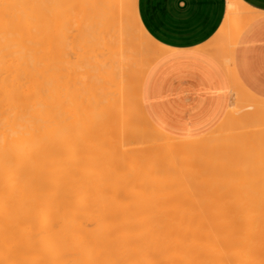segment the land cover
Here are the masks:
<instances>
[{
    "label": "bare ground",
    "instance_id": "obj_1",
    "mask_svg": "<svg viewBox=\"0 0 264 264\" xmlns=\"http://www.w3.org/2000/svg\"><path fill=\"white\" fill-rule=\"evenodd\" d=\"M48 1L50 0H0V264H264V181L252 180L253 193H249L247 186L250 185L248 182L250 179L242 178L247 176V172L252 174L262 170L258 167L263 165L264 156L258 151L264 152V142H261L264 136L263 128H260L258 133L259 125L254 124L257 130L253 133L256 134L257 131V134L251 139L252 133V136H248L247 139L255 140L253 145H257L256 142L260 141L261 147L258 143V151L255 146L256 149L252 148L253 151L250 150L252 152L249 155L246 152L248 156H244L245 152L239 154V151L243 150L240 149L241 147L231 148L222 139V143L221 141L219 143L220 139L214 140L217 142L218 152L223 151L220 148L224 147L227 152L233 153L234 149L233 155L230 156L232 157L230 159L236 157L233 162L234 168L241 169L243 171L241 173L247 171L246 175L233 176L234 180L237 178V181L232 179V184H223L226 178H231L224 175L225 180L218 183H221L222 187L230 188L223 190L220 186L222 189L220 191H226L222 193V196L217 191V186L211 187L214 185L213 181H209L220 173L224 174L222 173L225 170H222L224 166L220 163L223 153L217 154L216 148H213L214 151L212 148L206 149L208 153H205L208 155L204 154L205 158L202 155L201 158L204 159L200 160L199 154L202 153H199L198 149L204 150L206 147L203 145L206 141L205 137H203L204 140L202 137L198 140L191 138H189L191 140L181 141L180 138L177 140L151 126L142 110L140 96L136 97V102L129 100L131 95H129L130 92L127 93V80H135L131 78H137V74L133 73V76L130 75L128 79L124 75L131 70L130 68L136 62V56L137 61L144 58L142 54L144 44L136 40L137 35L132 28L141 38L148 40L147 45H154L151 44L152 39L140 24L135 10V0H53V9L56 11L59 6L63 9L62 4L65 6L64 11L60 8L61 13H58L60 12L58 10L56 15H53L51 10L52 15H49V12L47 14L45 8H50L46 7ZM227 1V16L225 15L224 24L221 25L226 32L236 34L252 18V15L243 1ZM61 14L64 16L60 17ZM232 19H238L241 22L233 26L234 24L230 25ZM61 25L65 28L67 26V30L70 26L74 27L70 28L67 34V30L65 32ZM60 33H64L66 38L67 35L72 36L74 33L73 39L70 38V42L73 40L71 42L73 46L70 44L68 46L74 49L72 56L75 58L67 55L68 50L63 46L66 45L64 43H69L70 36L67 38L68 41L64 42L65 40L59 39L62 35ZM55 42L57 46L60 44V47H64L60 48L59 54H56L58 49L55 50ZM152 46L150 47L153 48L155 45ZM157 46L151 50L152 58L149 60L151 62L162 54V47ZM68 52L72 54L71 51ZM60 53L61 57L67 55L72 59L57 58L60 57ZM125 57L129 59L130 64ZM73 59H76L74 61L78 66L81 62L80 73H77V76L71 73L67 76L66 82L65 79L60 80L65 76L64 73V75L61 74L66 70L64 61L69 60L68 64H71ZM85 61L90 65L89 70ZM57 65L60 66L59 69ZM78 66L73 70H71L72 66L68 67L73 72L78 71ZM68 67L66 72L70 73ZM139 68L140 66L134 67L137 70ZM143 69L142 72H145ZM143 75L145 74L142 73ZM41 76H44L43 82ZM132 86H135L134 83ZM132 86L129 88L132 89ZM136 88L138 92L135 93L139 95L140 87ZM239 90L242 88L239 87ZM65 91L67 93L64 100L62 97ZM237 91L238 89L236 90L238 96H235V99L240 102V98L243 97L242 104L246 100L251 106L249 108L256 106L257 98L253 95L245 96V93L242 95ZM237 100L234 101L236 106L239 104H236ZM62 101L63 104L69 101L72 105L67 103L66 106L70 105L65 108L62 106ZM245 103L243 106L247 107ZM239 105L242 111L243 106ZM128 106L130 112H128ZM134 107H137L138 112L143 113V118L147 121L145 133L154 143L152 146L162 150L160 154H163L164 150V154L161 155L163 159L159 156L162 163L167 159V161L170 160V164L174 157L169 160L168 157L179 152L182 153L178 154H181L179 157L176 155L177 158H185L184 152L187 149L191 152L194 147H197L193 152L197 153L196 150H198L197 159L199 160L192 157V161L191 157L187 158L191 160V166L195 163L196 166H204L206 162L204 167L207 165L208 168L210 167V169L206 168L207 170H216V166L213 167L211 164L213 159H210L215 156L214 152L218 155L217 160L214 158L215 162L221 159L219 164L223 167H218L217 172L213 171V173L216 172L215 176L209 178L204 176L202 169L193 167V170L188 160L190 170L188 167L186 170L181 169L183 164L180 165L181 167L174 166L175 164L166 165L167 161L163 164L167 168L158 166V162L154 161L153 150L147 152L150 158L147 160L146 149L138 148L140 150L138 152L134 147H138L139 144L133 147V138L136 137H133V132L129 133L130 129L136 128L133 125L135 121L132 120L134 117L131 115L133 109L135 110ZM263 107L257 105L258 109L255 108L252 112L257 110L260 113L264 110ZM249 108H243L244 113L243 111L239 113L238 108L237 111L233 110L234 108L230 109L231 113L229 111L224 117V119L228 118L229 114L236 117L235 121L233 117L230 121L235 122L233 125L237 127V135L240 132L244 134L241 130L249 126L243 123L244 127L239 120L251 122L248 119L252 117V114L253 117L256 115L248 112ZM232 110L237 113L234 112L232 115ZM236 123H240L237 125L243 128L239 129ZM253 123L252 125L250 123V128ZM233 130L230 131L233 136L231 135L229 140L233 138L234 143L241 142L239 139L241 134L237 136ZM249 130L246 129L247 132L245 131L242 135L243 141L250 134ZM123 131L126 132V137L124 133L122 134ZM72 133L73 136L78 137L81 145L77 142L80 146L87 147V143H90L88 148H91L93 155L90 152L89 157L92 156L90 158L92 162L89 161L91 162L89 165L88 161L82 159L83 157L78 158L79 160L77 157V160L68 158L66 148L69 153L72 149L74 154H78V150L75 149L80 147H77L75 141V149L68 145ZM235 136L238 137L239 142L235 141L237 139ZM216 137L219 138L217 135ZM72 140L74 139L72 138L71 142ZM247 143L249 142H246L249 146ZM239 145L241 144L237 146ZM82 147H80L82 154L87 153ZM243 147L246 146L243 145ZM88 148L87 151H90ZM63 153L67 156H63ZM70 155L76 156L72 153ZM78 157H80L79 154ZM226 157L228 158V154L224 156V160ZM208 159L210 164L207 163ZM69 160L75 162L70 163ZM148 161L158 167L154 168ZM184 161L186 164V159ZM199 161H203V164ZM227 166H225L226 169ZM86 168L91 169L90 173L98 174L95 179L90 178L93 185L88 184L90 173L86 172ZM191 169L192 172L189 173ZM151 171L154 173L151 180L155 178L154 180L161 184L164 179L170 181L166 186L163 184L166 188H160L158 185L150 187L153 182L149 179ZM209 173L211 171H208ZM175 174L178 178L181 175L182 180L175 179ZM218 177L221 178V175ZM241 180L248 182V185L247 183L237 185ZM179 181L182 183L178 189ZM183 182L186 185L184 191ZM230 182L231 180L228 183ZM207 187L211 189L208 190ZM175 188L178 191L182 188L181 192H175ZM201 188L204 195H199ZM244 189L247 192L244 194L251 195L248 194V199L243 203H236L237 193L240 194ZM171 195L175 197L178 195L179 198L176 200L178 202L182 198V203L178 202L175 207L172 203L170 206L171 202H176V200H169L175 198ZM224 195H227V199L232 198V203L229 205L223 200L222 202L226 205H223L224 208L218 205V208L224 209L225 212H217L218 209L212 202L216 199L215 202L220 203ZM167 209L169 212L166 211ZM216 209L217 211H213ZM233 212L236 216H232Z\"/></svg>",
    "mask_w": 264,
    "mask_h": 264
},
{
    "label": "crops",
    "instance_id": "obj_2",
    "mask_svg": "<svg viewBox=\"0 0 264 264\" xmlns=\"http://www.w3.org/2000/svg\"><path fill=\"white\" fill-rule=\"evenodd\" d=\"M239 1L252 18L235 35L222 28L227 0H135L150 46L163 50L143 73L140 103L168 135L197 138L225 124L235 104L231 77L264 101V0Z\"/></svg>",
    "mask_w": 264,
    "mask_h": 264
},
{
    "label": "rangeland",
    "instance_id": "obj_3",
    "mask_svg": "<svg viewBox=\"0 0 264 264\" xmlns=\"http://www.w3.org/2000/svg\"><path fill=\"white\" fill-rule=\"evenodd\" d=\"M51 1H52V2H51ZM50 2H51V4H52V6H50V5H51ZM49 4H50V5H49ZM53 4H54V3H53V0H50V1L47 2V5H48V6H46V7H50L49 9L45 8L47 14H48V12H49V15H50L51 13H53V15H56L57 12H58V10L60 11V12H58V13H61V10L64 11V7H65L64 4H62L63 9L59 6V8H56L57 11H56L55 9H53ZM51 8L54 10V12H53V10H52ZM60 8H61V10H60ZM48 10H49V11H48ZM50 10H51V13H50ZM62 13L64 14V12H62ZM51 15H52V14H51ZM46 16H48V15H46ZM59 16L61 17V16H64V15L61 14V15H59ZM59 16H57V17L60 18ZM63 18H64V17H63ZM63 18H61L62 21H63ZM89 19H90V18H89ZM234 20H235V21H233V23L231 24V25L234 24L233 26H235L237 23H240V22H241V21H239L238 19H234ZM68 24H70V23H68ZM68 24H67V26H68ZM88 24H90V23H88ZM64 25H66V24H64ZM70 25H71V24H70ZM61 26H62V25H61ZM67 26H66V28H65V26H62V27H64L65 32H66V30H67ZM89 26H91V24H90ZM62 27H61V29L63 30ZM73 27H74V26H73ZM73 27H71V26L68 27V28H69L68 30H70V28H73ZM57 29H59V32H60V28L58 27ZM68 30H67V34H68V32H69ZM72 31H73V30H72ZM72 31H70V32H72ZM132 31H135V33H136V35H137V36H136V37H137L136 40H137L138 42L140 41V42H142V43L144 44V48L142 49V54H144V58H142V60L138 58L139 61H137V56H136V62L134 63V65L132 66V68H130L131 70L128 71V72L124 75V76H126V79H128L130 75L133 76V73H136V74H137V75H136L137 78H136V77L131 78V79H135V80H130V79H129L130 81L127 80V84H128V85H127V93L130 92L129 95H131L130 98H129V100H130V102H132V101H135V102H136V100H137V98H138L139 95L136 94L135 92H138V91H136V89H137L136 87H140V84H138V83L141 82V79H142V73H144V72H142V69H143L144 66L147 67V66L149 65V62H151V61H149V60H150L152 57H151V47H150L149 45H147L148 40L145 39V38H141V37L139 36V33H137V31H136L135 29L132 28ZM59 32H58V33H59ZM62 32H64V31H62ZM74 32H75V31H74ZM227 33H228V32H227ZM61 34H62V33H60V35H61ZM73 34H74V33H73ZM73 34H72V36H73ZM234 34H235V33H234ZM70 35H71V34L67 35V38H68V36H70ZM235 35H237V33H236ZM56 36H57V35H56ZM72 36H70V37L68 38L69 41H68L67 38L65 37V34H64V33L61 35V38H59V39H62L63 41L65 40L64 42H67V41L69 42L68 44H67V43H64V44H66V45H63V46L65 47L66 50L71 51L72 54H69L70 52H68V51H67V53H66V52H64V53H66L67 55H71V56L74 55V53H73V50H74V49L70 48L71 46H68V45H69V44L72 45L71 42H72L73 40H71V42H70V38L73 39ZM57 37H59V36H57ZM57 37H56V40L58 39ZM64 37H65L66 39H64ZM66 40H67V41H66ZM144 40H145V41H144ZM143 41H144V42H143ZM145 42H146V43H145ZM59 43H60V41H59ZM56 44H57V43L55 42V45H56ZM60 44H61V43H60ZM60 44H59V46H57L58 44L56 45L55 50L58 49L57 52L55 51L56 54L58 53L59 50H61V49L64 48V47H63V48L60 47V46H61ZM148 44H149V42H148ZM145 45L147 46V48H145V47H146ZM66 46H67V47H66ZM72 46H73V45H72ZM68 47H69V49H67ZM60 48H61V49H60ZM65 49H64V50H65ZM70 49H72V50H70ZM59 52H60V51H59ZM61 52H63V51H61ZM64 53H63V56H64ZM58 54H59V53H58ZM147 54H148V55H147ZM67 55H65V56H64L65 58H64V57H61L62 54L60 53V57H57V58H59V59H60V58H64V59H68V58H70V59H72L71 56L68 57ZM137 55H138V54H137ZM145 55H146V56H145ZM58 56H59V55H58ZM72 57H73V56H72ZM138 57H141V56L138 55ZM55 58H56V57H55ZM73 58H75V56H74ZM125 59H126V61H127V63H128L129 59L127 60L126 57H125ZM125 59H124V60H125ZM61 60H62V59H61ZM74 60H76V59H73V60L71 61V64H68V63H70L69 60H68V62L63 60V61L65 62V65H64V62L62 61V64L65 66L64 68H66V70H67V67H68V66H69V67L72 66V69H71V70H73L74 67L78 66V64L75 63ZM57 61H59V60H57ZM126 61H125V63H126ZM148 61H149V62H148ZM73 62H74V63H73ZM76 62H77V61H76ZM83 62H84V61H83ZM83 62H82V63H83ZM80 63H81V62H80ZM80 63H79V65L81 66ZM85 63H86V65L88 64V67H87V68H88V70H89V68H90L89 63H87V61H85ZM85 63H84V64H85ZM56 64H58V62H57ZM62 64H61V66H62ZM75 64H76V65H75ZM128 64H130V63H128ZM73 65H75V66H73ZM57 66H58V65H57ZM80 66H78V67H79V69H78L79 72L76 70L77 68H75L76 71H73V72H75V73H73V72L69 69V67H68V70L71 71L70 73H69V71H67V72H68V74H67L66 70H65V71H62L61 74H62V75L65 74V76H64V77L62 76L63 79L60 78V80H64V79H65V82H66V81L68 80V77H67V76L70 75L71 73H72V75H74V76L76 75V76H77V75L80 73V71H81V69H80L81 67H80ZM135 66H136V67H137V66H140L139 70L134 69ZM146 67L143 69L144 71H145ZM59 68H60V66H58V69H59ZM64 68H63V69H64ZM84 68H85V67H84ZM87 68H85V69L87 70ZM132 69H133V72L131 73ZM60 70H61V69H60ZM60 70H59V72H61ZM42 71H43V70H42ZM56 72L58 73V70H57ZM63 73H64V74H63ZM77 73H78V74H77ZM43 74H44V72H43ZM66 74H67V75H66ZM127 74H128V75H127ZM59 75H60V73L58 74V76H59ZM134 75H135V74H134ZM127 76H128V77H127ZM65 77H67V78H65ZM41 78H42L41 81L43 82V78H44V76H43V77L41 76ZM136 79H138V81H137ZM231 79H233V80L235 79L234 81L232 80L233 83L235 84V85H234L235 96H236V97L238 96V94L236 93V90H237V89H238L237 92H239L240 94L243 95V93H245V92H244V88L242 87V85H240V83L238 82L237 78H236V77H231ZM139 80H140V81H139ZM62 82L64 83V81H61V83H62ZM136 82H137V83H136ZM133 83H134L135 86H132ZM41 84H43V83H41ZM136 84H137V85H136ZM42 86H43V85H42ZM66 86H67V85H66ZM130 86H132V87H131L132 89L129 88ZM134 87H135V88H134ZM239 87L242 88V90H239ZM128 89H129V90H128ZM134 90H135V91H134ZM65 93H67V92L65 91V92H64V97H62V99H64V100H65ZM61 94H62V93H61ZM133 94H135L136 96H134ZM244 95H245V94H244ZM250 95H251V94H250ZM250 95H249V96H250ZM245 96H247V95H245ZM136 97H137V98H136ZM236 97H235V98H236ZM254 97H255V96H254ZM134 98H135V99H134ZM242 98H243V97H242ZM242 98H240L241 101H243ZM247 98H248V97H247ZM247 98H246V99H247ZM255 98H257V97H255ZM250 99H252V98H250ZM235 100H237V99H235ZM241 101H240V102H241ZM251 101H252V100H251ZM253 101H255L254 98H253ZM256 101H257V102H256ZM256 101H255V102L257 103L256 106H255V103L252 102V103L254 104V106H255L254 108H249V107H251V106L249 105V102H248V104H247L246 100H245L246 103L243 102V104L245 103V105H246L247 107H244L243 104H242V102L240 103L238 100L236 101V104H238V103L241 104V105L243 106V108H245V109H246V108H249L248 112L254 113V115L256 114L254 117H253V114H252V117H251V114H250V117H251L252 119L249 118L248 120H251V122H250V121L247 122V120H246V121H240V120H239V122H242V124L245 123L246 126L249 125L248 128L251 130V131H250L248 128H246L247 130H249L250 134L247 133L248 135L246 136V138H245V136H244V138H245L244 141H245L247 138H249L248 136H250V135L252 136V133L254 132V130H257V126H258V125H259V126H258L259 128H258V130H257L258 133H259L260 130H261L260 128H263V130H264V124H263V123H264V110H261V111H263V113H261V111H260V113H259L257 110H254V111H257V112H254V111L252 112L253 109H255V108L258 109V108H257V105H259V106H260V105H261V106H264V104L262 103V102H264V101L259 100L258 98H257ZM258 101H260L259 104H258ZM261 101H262V102H261ZM135 102H133V103H135ZM67 103H71V102H69V101L67 102V101H66V103L63 104V101H62V106L65 107V108H66V107H69L68 105H70V104H68V105L66 106ZM234 103H235V102H234ZM239 104H238V106H236V105L234 104V107H233L234 109H233V108H231V109L236 110V109L238 108V110H240L239 113H242V111H243V113H244L245 110H243V108H242V111H241V109H239V106H240ZM250 104H251V103H250ZM71 105H72V103H71ZM251 105H252V104H251ZM125 108H127V107L125 106ZM134 108H135V110L133 109L131 115L134 117V119L132 118V120L136 122V123L134 122L133 125H134V127H136V128H134V129H135L137 132H136L133 128L129 130V133H130V132H133V133H134V134H133V137H136L135 139L133 138V143H134L133 147H134L135 145L137 146V145L139 144L138 147H134V148H136V149L138 150V152H139L140 150H139L138 148L143 147V150L146 149V150H145V151H146L145 153H147V152H151L152 150H153V151L155 150L154 152L152 151V153H154V155H155V158H156V159L154 158V161H155V162H158V166L161 165L162 167L165 166V168H167L166 165H174V164H175L174 166H180L181 164H183L181 169H185V170H186L187 167H188V169H189V167L191 166V165H190V164H191L190 161L192 160V157H193V159H195V158L197 159L198 150H199V153H200V152L202 153V154H199L200 157H199V155H198V157L200 158V160H203V159L205 158V155H208V154H207V153H208V150H206V149H211V148H212V150H213V148H214V149L216 148L215 150L218 152V149H219V148H218V145H217V142H216V141H218V139H220V140H219V143H220V141H221V143H222V140H223V142H224V143L226 142V143L228 144V146H230L231 148H234V147H241L240 149H243V150H242V151L240 150V151H239V154H240L241 152H243V153L245 152V153H244V154H245L244 156H248V155L253 151V149H256L255 146L257 147V151H258V148H259L258 146L261 147L260 141H259V142H256L257 145H258V143H259L260 145H258V146H257V145H253V142H254L255 140H254V141H250V140L247 139V141H245V144H244V141H243V138H242V135H244V134H245V131H246V129L243 128V126L245 127L244 124H243V126H242V128H243V129H242L241 126H240V128H239V126H238L240 123H236V125L238 124V125H237L238 128H239V129H242L241 131L244 132V134H243L242 132H240V133H238V135H237V133H236V132H237V131H236V130H237V127L234 126V125H233L232 127L229 126V122H231L230 120L232 119L231 117L234 116V115H233L234 112L237 113V112H236L237 110H236V111H233V110H232V112H233L232 115H233V116H231V115L229 114V117L226 118V122H228L227 124H226V123H225V124H220V125L214 130V131H212V132H210V133H208V134H206V135H204V136H201L202 138H203V137L206 138V141L204 142L203 145H205L207 148L204 146V147H205V148L203 147L204 150H202V149H198V150H196L197 153H194V152H195L194 149H197V147H196V148H195V147L193 148V151H194V152H193V151L190 152V150L187 149L186 152L183 151V152H184V155H186V156H184L185 158L182 157V159H181V158H177V156L179 157V156L181 155V154H180V155H178V154H179V153H182V152L175 153V154H173V155H170V154H169L170 156L168 155V156H169V157H168V160H169V158H173V157H174V158H173V162H171V163L169 164L170 160L167 161V159H166V161H167L168 163H165L166 161H164V163H165L166 165H163L164 163L161 162L162 160H160L159 156L161 157V155L164 154V150H163V154H160V153H162V150H157V149H155V147L152 146V145H154V143L152 142V140H150L149 135H148L147 133H145V129H146V126H147V124H146L147 121H145V118H143V116L145 115V113H144V115H143V113H140V112L137 111V110H138V109H136L137 107H134ZM260 108H262V107H260ZM263 109H264V107H263ZM63 110H64V109H63ZM63 110H62V111H63ZM128 110H129L128 112H130L129 106H128ZM135 111H136V112H135ZM229 111H230V113H231V110H229ZM246 111H247V110H246ZM143 112H144V111H143ZM137 113H138V114H137ZM257 113H258L260 116H259ZM140 115H141V116H140ZM145 116H146V115H145ZM146 117H147V116H146ZM255 118H256V119H255ZM227 119H229V120H227ZM233 119H234V121H235L236 117H235V118L233 117ZM253 120H254V121H253ZM255 120H256V122H255ZM133 121H132V123H133ZM246 122H247V123H246ZM253 122H254V123H253ZM262 122H263V123H262ZM86 123H87V122H86ZM141 123L144 124V125H142ZM149 123L151 124V126L153 125L152 122H151L150 120H149ZM234 123H235V122H234ZM234 123H233V121H232V124H234ZM250 123H251V125H252V123H253V126H252L253 129L250 128V127H251V126H250ZM256 123H257V124H256ZM140 124H141L142 128H141ZM247 124H248V125H247ZM254 124L257 125V126H255ZM143 126H144V127H143ZM153 126H154V125H153ZM254 126H255V128H254ZM137 127H138V128H137ZM154 127L157 128L156 126H154ZM220 127H221V128H220ZM218 128H220V129H218ZM157 129H158V128H157ZM231 129H232V130L235 129V130H233V131H235V133H236L237 136H239V134H241V135H240L241 137H239V139H240L241 142H239V141H238V140H239L238 137L235 136V137L237 138L235 141H236V142H239V143H234L233 138L231 139V141L233 140L232 143H231V141L229 140V138L233 136V134H230V133L232 132ZM108 130H109V129H108ZM108 130H107V131H108ZM123 130H125V129H123ZM142 130H143V131H142ZM263 130H262L261 132H263ZM230 131H231V132H230ZM257 131H256V134H257ZM143 132H144L145 134H144ZM163 132H164V131H163ZM217 132H218V133H217ZM246 132H247V131H246ZM123 133H124V135H125V137H126V135H127V134H125L126 132L123 131L122 134H123ZM137 133H138L139 135H137ZM254 133H255V132H254ZM254 133H253V136H252L251 139H253V138L255 137L256 134H254ZM166 134H167V133H166ZM214 134H215V135H214ZM119 135H120V134H119ZM124 135H123V136H124ZM216 135L219 136V138L216 137ZM231 135H232V136H231ZM71 136H72V137L70 138V142H69L68 145H70L71 148L75 149L76 144H77V147H79V146L81 145V143L78 141V137H77L76 135L73 136V133H72ZM121 136H122V135H121ZM121 136H120V137H121ZM226 136H227V137H226ZM201 137L191 138V139H194V140L197 139V140H198V138H201ZM72 138L74 139V140H72L73 143L71 142V139H72ZM173 138H175V139L177 138V140H180V139H181V141H183V139H185V140L189 139V138H180V137H174V136H173ZM179 138H180V139H179ZM202 138H201V139H202ZM241 138H242V140H241ZM191 139H189V140H191ZM201 139H200V140H201ZM221 139H222V140H221ZM226 139H227V141H225ZM234 139H235V138H234ZM203 140H204V138H203ZM214 140H216V141H214ZM228 140H229V142H230L231 144L228 142ZM74 141H75V142L78 141V142L80 143V145H79L78 142L75 144ZM135 141H138V142L135 143ZM172 141H173V140H172ZM175 141H176V140H175ZM181 141H180V142H181ZM242 141H243V142H242ZM180 142H176V143H180ZM246 142H249V143H247V144H249L250 147H249L248 145H246ZM261 142H264V136H263V139H261ZM70 143H71V144H70ZM174 143H175V142H174ZM206 143H207V144H206ZM256 143H254V144H256ZM88 144H89V145H88ZM227 144H226V145H227ZM235 144H237V145H238V144H241L242 146H241V145H239V146H237V145L234 146ZM72 145H73V146L75 145V146L72 147ZM84 145H86V144H84ZM84 145H83V146H84ZM207 145H208V146H207ZM210 145H213V146L211 147ZM226 145H224V146H226ZM243 145H245L246 147H249V149H246V150H248V151L245 150L246 147H243ZM262 145H263V144H262ZM70 146H69V147H70ZM86 146H87V147L84 146L85 149H84V147H82V146H80V147H82L83 150L86 151L87 153L89 152L88 155H87V153H85V152L83 153V154H84V155H83L82 152H81L82 149H81L80 147H79V149H78V148L75 149V150H78V154L80 155V157H78V154H77V153L74 154L73 151H71V150H72V149H71V150H70V153H72L73 155H76L75 157H74V156L72 157V155H70L69 151H68L67 148H66V154L68 155V158H69V159H71V158L76 159V157H77V159H78V158L83 157L82 159L85 160L86 162L88 161L87 164L89 165V164L92 162V161H91L92 159L90 160V158H92V156L89 157L90 152H91V154H92V150H91V148H90V149L88 148V147L90 146V143H89V142L87 143ZM209 146H210V147H209ZM224 146H223V147H224ZM263 146H264V145H263ZM66 147H68V146H66ZM151 147H152V148H151ZM156 147H157V146H156ZM198 147H199V146H198ZM201 147H202V146H201ZM230 147H227V148H230ZM87 148H88V150H90V151H87ZM153 148H154V149H153ZM157 148H158V147H157ZM224 148H225V147H224ZM224 148H220V149H223V151L219 150L220 155H221V152L223 153V157H222V156H221V157L219 156L220 158H222V160L220 159L221 162H220L219 159H218V161L215 162L214 158L217 160L218 155H216V153H214V152H213V154H214L216 157H215V156L213 157V156H210V155H209L210 157H213V158H210V157H209L211 160L213 159V160H212V163L210 162L209 159H208L209 162L207 161V163H209V164H210V163L213 164V167L216 166V170L213 169V171H216V172H217V168H218V167H223V166H224V168H222V170L225 169V170L222 171V173H224V174H221V173L219 174V172H218V174L221 175V178L218 177L219 175H218V176L216 175V177H218V179H217L216 177H214L213 179L211 178V177L215 176V173H216V172L213 173L212 169H211V170H207V169H210V167L208 168V165H207L206 167H204L206 162L204 163V166H202V165H198V166H196V163H195L194 166H191L192 168H193V167H194V168L198 167V169H202L203 172H204V176H209V178H211V180H210L209 182H212V181H213V184H214V185H212L211 187L213 188L214 186H217V191H219V192L221 193L222 196H223V194H224L226 191H225V192H224V191L222 192V191H220V190H222V189L224 190L225 188L228 190V189L230 188L229 186H228V187H224V186L222 187V186H221L222 184H221V183H218L219 181H220V182H223V180H225V177L223 178L224 175H225L226 177L229 176V177H231V178H230V179H227V178H226V181L223 182V184H225V183H227V184H232V179H233V181H237V180H236L237 178L234 180L233 176L235 177V176L238 174L237 177H240L239 174L246 175L245 173L247 172V171H246V172L244 171L245 173H241V172H243V171H241V169L238 168L239 170H237V168H234V166H233V162H235L236 157L233 158V159H230V158H232V157H230V156L233 155V153H234V149H233V150L231 149V150L233 151V153H232L229 149H227V150L230 151V152H227V151H226V148H225V149H224ZM250 148H251V149H250ZM252 148H253V149H252ZM263 148H264V147H263ZM263 148H262V149H263ZM141 149H142V148H141ZM158 149H159V148H158ZM190 149H191V148H190ZM236 149H237V148H236ZM75 150H74V152H75ZM147 150H148V151H147ZM149 150H150V151H149ZM191 150H192V149H191ZM200 150H202L203 152L200 151ZM244 150H245V151H244ZM250 150H252V151H250ZM259 150H260V149H259ZM67 151H68V152H67ZM209 151H210V150H209ZM213 151H214V150H213ZM263 151H264V149H263ZM61 152H63V151H61ZM76 152H77V151H76ZM189 152H190V153H189ZM205 152H207V153H205ZM219 152H218L217 154H219ZM224 152H225V155H224ZM246 152H247L248 155H246ZM258 152H259V153L261 152V153L263 154V156H264V152H262L261 150L258 151ZM152 153H151V154H152ZM155 153H156V154H155ZM166 153H167V152L165 151V154H166ZM187 153H189V154H187ZM231 153H232V154H231ZM91 154H90V155H91ZM151 154H150V155H151ZM158 154H159V155H158ZM204 154H205V155H204ZM213 154H212V152H211V155H213ZM227 154H228V158H229V159L226 157V160H224V159H225L224 156H227ZM229 154H230V155H229ZM60 155L62 156V154H60ZM64 155H65V154L63 153V156H64ZM67 155H65V156H67ZM69 155H70L71 157H70ZM92 155H93V154H92ZM146 155H147V157H148V153H147ZM146 155H145V156H146ZM150 155H149V156H150ZM176 155H177V156H176ZM202 155H203V156H202ZM237 155H238V152H237ZM63 156H62V159H63ZM175 156H176V157H175ZM182 156H183V155H182ZM201 156L204 157V158H201ZM234 156H235V155H234ZM153 157H154V156H153ZM164 157H165V155H164ZM166 157H167V156H166ZM189 157H191V160H190V161H189V159H187V158H189ZM64 158H65L66 160H68L66 157H64ZM86 158L89 159V160H87ZM161 158H162V157H161ZM199 158H198L197 160H199ZM77 159H76V160H77ZM162 159H163V158H162ZM178 159H181V160H178ZM185 159H186V164H184V163H185V161H184ZM206 159H207V158H206ZM227 159H228V160H227ZM78 160H79V159H78ZM80 160H81V159H80ZM83 160H82V161H83ZM147 160H150V158L148 157ZM151 160H152V159H151ZM187 160H188L189 162H188ZM69 161H70V163H74V162H75L74 160H73L74 162H72L71 160H69ZM89 161H91V162L89 163ZM192 161H193V160H192ZM213 161H214V162H213ZM225 161H226V162H225ZM65 162H67V161H65ZM77 162H78V161H77ZM148 162H149V161H148ZM150 162H151V161H150ZM150 162H149V163H150ZM155 162H154V163H155ZM187 162L189 163L190 166L187 164ZM195 162H196V161H195ZM199 162H200V161H199ZM202 162H203V161H202ZM202 162H200V164H203ZM217 162H218V163H217ZM219 162H220L221 164H223V166H222L221 164H219ZM224 162H225L226 165H228L229 167H232V168H229V167L227 166V169H226V167H225L226 165L224 164ZM228 162H230V163H232V164L230 165ZM68 163H69V162H68ZM83 163H84V162H83ZM227 163H228V164H227ZM150 164H153V163H150ZM234 164H235V163H234ZM156 165H157V164H156ZM152 166H153L154 168L158 167V166H154V164H153ZM210 166H211V165H210ZM86 167H87V166H86ZM88 167H89V166H88ZM88 167H87V168H88ZM162 167H160V168H162ZM180 167H181V166H180ZM263 167H264V163H263V165H261V167H260V166L258 167V168H261L262 170H259V169H258V170H259L258 172H256V171H255L254 173L252 172L253 176H252V174H251L250 172H247V176H246L245 178L242 177L244 180H245V179H246V180H247V179H248V180L250 179V180L248 181V182H250V185H248V182H246V181H244V180L239 181V183H238L237 185H240V184H241V185H243V184L246 185V183H247V185H248L247 188H248V190H249V193H253V189H251V188H252V187H251V182H252V180L255 181V179H257V180H263V181H264V175H262V174H264ZM87 168H86V172H87V173H90L91 169H87ZM171 168H172V167H171ZM175 168H176V167H175ZM194 168H193V170H194ZM206 168H207V169H206ZM211 168H212V167H211ZM233 168H234L235 170H234ZM81 169H82V168H81ZM181 169H180V170H181ZM196 169H197V168H196ZM196 169H195V171H196ZM205 169H206V170H205ZM220 169H221V168H220ZM189 170H190V169H189ZM202 170H201V171H202ZM233 170H234L235 172H234ZM80 171H82V170H80ZM182 171H183V170H182ZM197 171H198V170H197ZM197 171H196V172H197ZM208 171H211L212 174H211V173L208 174ZM219 171H220V170H219ZM225 171H226V172H225ZM97 172H98V171H97ZM190 172H192V169H191V171H189V173H190ZM193 172H194V171H193ZM197 173H199V172H197ZM205 173H206V174H205ZM226 173H228V174H226ZM257 173H258V174H257ZM153 174H154V173L151 171V173H150V178H149L150 180H151V177L153 176ZM194 174H196V173H194ZM194 174H193V175H194ZM202 174H203V173H202ZM233 174H234V175H233ZM260 174H261V175H260ZM96 175H98V174H96L95 172H94L93 174L90 173V176H89V178H88V180H89V181H88V182H89L88 184L93 185V184L90 182V181H91L90 178H91V179H95V178H96ZM200 175H201V173H200ZM200 175H199V176H200ZM243 175H242V176H243ZM256 175H257V176L260 175V176L257 177ZM94 176H95V177H94ZM180 176H181V175H180ZM180 176H179V178H178V177H176V174H175V177H176L175 179H178V180H179V179H180ZM201 176H202V175H201ZM255 176H256V177H255ZM168 177H169V176H168ZM183 177H184L185 180H186V177H185V176H183ZM195 177H197V175H196ZM202 177H203V176H202ZM248 177H250V178H248ZM260 177H261V178H260ZM166 178H167V177H166ZM173 178H174V176H173ZM200 178H201V177H200ZM154 179H155V178H154ZM154 179L151 180V181H153V182L150 184V187H155V186L158 185V187H160V188H161V187L166 188V187H165L166 184H169V183H170V181H166V180L164 179V182H162V184H161L159 181H156V180H154ZM170 180H171V179H170ZM181 180H182V179H180V181H181ZM216 180H217V182H215ZM227 180H229V181L231 180V182L228 183L229 181H227ZM238 180H240V179H238ZM151 181H150V182H151ZM171 181H173V180H171ZM180 181H179V182H180ZM186 181H188V180H186ZM150 182H148V183H150ZM202 182H203V181H202ZM207 182H208V181H207ZM172 183H173V182H172ZM181 183H182V182H180V184H179V183L177 184V185H178L177 188H178V187H179V188L181 187ZM163 184H164L165 186H163ZM227 184H226V185H227ZM233 184H234V186H236L234 182H233ZM170 185H171V184H170ZM182 185H184V187H183V191H184V190L186 189V188H185L186 185H185L184 182H183ZM206 185H207V184H206ZM245 185H244V187L246 188ZM148 186H149V185H148ZM167 186H168V185H167ZM171 186H172V185H171ZM220 186L222 187V189H221ZM232 186H233V185H232ZM205 187H206V186H205ZM244 187H243V188H244ZM171 188H174V187H171ZM171 188H170V189H171ZM179 188H178V189H179ZM202 188H203V187H202ZM202 188H201V191L199 192V195H200V194H202V195L205 194V193H203ZM167 189H169V188L167 187ZM175 189H176V188H175ZM178 189H176L175 192L180 193L182 188H181L179 191H178ZM205 189H206V188H205ZM207 189L210 190L211 188L209 189V188L207 187ZM153 190H155V188H153ZM165 190H166V189H165ZM165 190H164V192H165ZM171 190H172V189H171ZM248 190H246V191H248ZM156 191H158V190H156ZM214 191H215V190H214ZM242 191H243V194H241ZM242 191H241L240 194L237 193L238 196L236 195L237 198H238V199H237L238 202L235 201V200H233V201H235L236 203H239V204H240V203H243V201L247 200L248 197H249V195H251V194H249V193H248L249 195H248V194H244L245 189L242 190ZM204 192H205V190H204ZM227 192H228V191H227ZM161 193H163L162 190H161ZM161 193H160V195H161ZM170 193H171V192H170ZM173 193H174V192H173ZM183 193H184V192H183ZM217 193H218V192H217ZM222 193H223V194H222ZM245 193H247V192H245ZM172 196H173V195H171V197H172ZM179 196H180V195H179ZM224 196H225V195H224ZM226 196H227V195H226ZM226 196H225V197H226ZM243 196H244V197H243ZM164 197H165V196H164ZM173 197H175V196H173ZM219 197H220V196H219ZM225 197H224V198L222 197V199H220V201H221L220 203H219V201H218V202H215L216 199L212 202V203L217 207V209H218V211H217V209H216V210H213V211H217V212L224 211V209H223V210L219 209V208H218V207H219L218 205L223 206L225 203H228L229 205L232 203V201H231L232 198L230 199V198L228 197V199H227V197H226V198H225ZM166 198H167V197H166ZM178 198H179V197H178V195H177V197H175L174 199L172 198V200H171V199H169V200H170V201H173V200H176V199H178ZM194 198H195V197H194ZM216 198H218V196H217ZM240 198H241L242 200H240ZM243 198H244V199H243ZM245 198H246V199H245ZM199 200H200V199H199ZM223 200H224L225 203L222 202ZM192 201H194V199H193ZM201 201H202V200H201ZM230 201H231V202H230ZM90 202H91V200H90ZM166 202H167V201H166ZM178 202H179V204L182 203V198H181V200L178 201ZM178 202H177V200H176V202L173 201V202L170 203L171 205H170V204H169V205L172 206V203H173V204H174V207H175V205H177ZM235 202H234V203H235ZM218 203H219V204H218ZM222 203H223V204H222ZM236 203H235V204H236ZM221 204H222V205H221ZM228 204H227V205H228ZM225 205H226V204H225ZM178 206H179V205H178ZM176 207H177V206H176ZM221 208H224V206L221 207ZM226 208H227V207H226ZM226 208H225V209H226ZM174 209H175V208H174ZM212 209H213V208H212ZM227 209L230 210L229 207H228ZM178 210H179V209H178ZM166 211H168V209H167ZM168 212H169V211H168ZM224 212H225V211H224ZM210 213H211V212H210ZM215 213H216V212H215ZM235 213H236V212H235ZM211 214H212V213H211ZM231 214H232V213H231ZM236 214H237V213H236ZM207 215H209V213H208ZM215 215L218 216L219 214H215ZM233 215H235L234 212H233L232 216H233ZM237 215H238V214H237ZM235 216H236V215H235Z\"/></svg>",
    "mask_w": 264,
    "mask_h": 264
},
{
    "label": "snow or ice",
    "instance_id": "obj_4",
    "mask_svg": "<svg viewBox=\"0 0 264 264\" xmlns=\"http://www.w3.org/2000/svg\"><path fill=\"white\" fill-rule=\"evenodd\" d=\"M250 2V0H249ZM229 7H231V5H229ZM259 11V14L261 16H264V5H261L260 9L258 10ZM252 14H256L255 12H253Z\"/></svg>",
    "mask_w": 264,
    "mask_h": 264
}]
</instances>
